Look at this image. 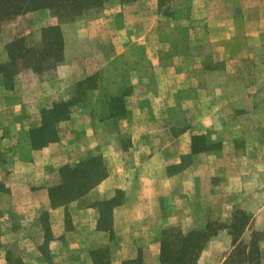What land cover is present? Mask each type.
<instances>
[{
  "label": "rangeland",
  "instance_id": "rangeland-1",
  "mask_svg": "<svg viewBox=\"0 0 264 264\" xmlns=\"http://www.w3.org/2000/svg\"><path fill=\"white\" fill-rule=\"evenodd\" d=\"M77 11L43 8L0 26L1 65L11 62V42L23 39L28 50L7 84L0 74V108L7 111L2 124L27 126L14 134V146L0 139V264H95L98 256L107 264L138 258L160 264L165 228L188 232L207 223L224 228L197 264H264V0H105ZM49 27H57L60 36H45ZM60 38L62 50L56 44L51 50ZM60 104L69 116L54 125L58 139L33 149L30 131L42 125L43 112ZM115 110L125 115L113 117ZM183 130L190 131L178 150L161 148ZM207 130L222 150L196 155L189 167L169 175L168 168L181 163L179 150L188 149L190 135ZM147 142L154 148H145ZM34 152L43 160L53 152L60 164L10 170L8 162L33 159ZM159 152L168 162L167 175L178 176V203L152 201L144 229L129 233L115 223V209L130 197L112 188L60 207L72 238L53 231L43 192L50 201L62 167L96 157L107 178L122 175L119 184L127 188L128 175ZM115 197L121 204L110 212V236L99 237L91 224L97 219L96 230L104 231L100 204ZM71 205L76 207L68 211ZM164 207L179 208L181 217L155 229L152 218ZM87 208L97 216L79 214ZM236 219L240 227L234 232Z\"/></svg>",
  "mask_w": 264,
  "mask_h": 264
},
{
  "label": "trees",
  "instance_id": "trees-1",
  "mask_svg": "<svg viewBox=\"0 0 264 264\" xmlns=\"http://www.w3.org/2000/svg\"><path fill=\"white\" fill-rule=\"evenodd\" d=\"M105 0H0V26L3 21L10 19L26 12L35 11L43 8H54L67 6L69 10L79 14L81 11L98 7ZM132 1V0H122ZM64 4V5H63ZM54 33L60 36L57 27H49L44 30L45 36ZM57 45V52L62 50L61 38L50 47L54 50ZM59 46V47H58ZM48 47V46H47ZM24 40L17 39L11 42L7 51L11 58V62L6 65L0 64V74L3 76L2 85L7 84L9 75L16 72L15 65L18 60L25 59L28 50L25 49ZM48 53V50L44 54ZM119 100V98H115ZM66 104L55 105L53 109L43 112V123L29 133L30 145L33 149L38 150L47 146L49 143L58 139L57 130L54 125L68 118L65 113ZM125 115V111H114L113 117H121ZM191 153L183 155L181 163L177 166H170L168 174L172 175L175 170H184L192 164L194 156L199 154L216 153L222 150V142L212 141L206 135H193L191 141ZM62 182L58 186L49 189L50 202L53 209L66 207L69 204L83 198L93 191L101 182L107 178L106 168L102 165L101 159L91 157L82 161L80 164L72 166H64L60 169ZM119 195L121 192L119 191ZM118 198L106 201L101 206V222L99 229L108 231L110 229L109 216L114 206L120 205ZM109 222V223H108ZM235 232L240 227V221L236 219L232 224ZM224 228V224L207 223L202 229H193L184 232L176 226H169L162 231L161 235V254L160 264H197L198 259L208 241L215 236L219 230ZM95 264H107L103 261L102 256L95 258ZM249 264H258L257 260L247 259ZM124 264H143L140 258L125 262Z\"/></svg>",
  "mask_w": 264,
  "mask_h": 264
},
{
  "label": "crops",
  "instance_id": "crops-1",
  "mask_svg": "<svg viewBox=\"0 0 264 264\" xmlns=\"http://www.w3.org/2000/svg\"><path fill=\"white\" fill-rule=\"evenodd\" d=\"M25 110H23L24 112ZM7 111L4 110V108H0V139L7 138L9 140V143L11 146H14L17 143L18 137H14V134H18L16 132H22L24 129L27 130V126H24L22 124H17L15 126H12L11 128H7V124L5 125V122L2 124L3 116L5 115ZM16 115V110L13 111ZM13 131V134H11ZM190 130L179 132L176 136L171 135L169 136V142L165 143L163 142V146L161 148H171L176 146H181L182 139L184 140V137H186L187 133ZM207 131H203L200 133H192L190 135V145H188V149L185 151H180L179 154L181 155H187L191 153V141L193 135H207L209 133ZM8 134V135H7ZM6 140V139H4ZM30 144V143H29ZM155 143L147 142L145 143V148L148 150H151L154 148ZM180 148V147H179ZM36 152L33 153V159L25 160V158H17L15 157L14 160L8 162L7 165H9L10 170H16V171H35L48 168L51 166H56V164H60V161L58 159H55L56 157L53 155V152L51 156L49 157V160H43L42 158L36 157ZM20 155V154H19ZM162 153H155L152 156L147 157L146 159L141 161V165L139 168V171L131 172V175H128L130 178L129 186L126 188L123 185L119 184L122 182V180H125V178H122V175H110L107 179H105L103 182L100 183V185L95 188L92 192L99 191V192H108L112 188L116 189H122L127 190L126 195L127 201L117 207L115 209V223H121L125 231L132 233L137 230L144 229L145 225L147 223H150L151 216L149 215V204L154 200H161L165 204H177L178 203V196H175V185L176 182L175 179L178 176H168L165 165V160L161 159L163 156H161ZM20 157H23L20 155ZM163 164V166H162ZM158 165V166H157ZM13 167V169H11ZM23 172V171H22ZM119 176V178L117 177ZM122 179V180H121ZM128 183V182H127ZM126 183V184H127ZM43 196L45 197L44 202V210L49 211L51 214V221H52V228L55 233H58L60 235H68L69 238H72L70 235L71 233H67L65 231V221H64V214H65V208H58L53 210L50 206V201L47 196V192H43ZM76 205H71L68 207V211L72 210ZM96 210L93 208H87L84 210H79V214L83 215L85 217L95 215ZM160 215L156 216L155 218H152L154 220L155 229H160L164 224H173L177 222L181 217V212L179 208H167L164 207V210L159 212ZM159 224V225H158ZM116 225V224H115ZM93 229H95V235L99 237H106L110 236V232L106 231H98L97 229V219L93 220ZM56 230V231H55ZM155 249H157V259L159 255V249L160 244L158 241H155ZM132 258V257H131Z\"/></svg>",
  "mask_w": 264,
  "mask_h": 264
}]
</instances>
